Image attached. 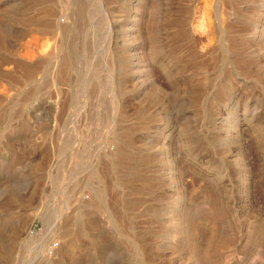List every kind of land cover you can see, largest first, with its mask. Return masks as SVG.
Here are the masks:
<instances>
[{
	"label": "rangeland",
	"instance_id": "obj_1",
	"mask_svg": "<svg viewBox=\"0 0 264 264\" xmlns=\"http://www.w3.org/2000/svg\"><path fill=\"white\" fill-rule=\"evenodd\" d=\"M0 264H264V0H0Z\"/></svg>",
	"mask_w": 264,
	"mask_h": 264
},
{
	"label": "bare ground",
	"instance_id": "obj_2",
	"mask_svg": "<svg viewBox=\"0 0 264 264\" xmlns=\"http://www.w3.org/2000/svg\"><path fill=\"white\" fill-rule=\"evenodd\" d=\"M138 15V14H137ZM60 25V24H59Z\"/></svg>",
	"mask_w": 264,
	"mask_h": 264
}]
</instances>
